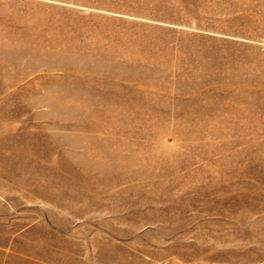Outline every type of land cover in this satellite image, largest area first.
<instances>
[{
    "label": "rangeland",
    "instance_id": "obj_1",
    "mask_svg": "<svg viewBox=\"0 0 264 264\" xmlns=\"http://www.w3.org/2000/svg\"><path fill=\"white\" fill-rule=\"evenodd\" d=\"M0 264H264V0H0Z\"/></svg>",
    "mask_w": 264,
    "mask_h": 264
}]
</instances>
